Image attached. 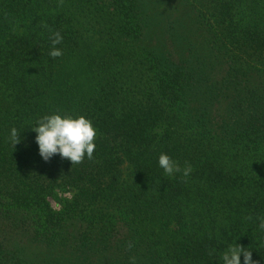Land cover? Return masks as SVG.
<instances>
[{
	"label": "trees",
	"instance_id": "16d2710c",
	"mask_svg": "<svg viewBox=\"0 0 264 264\" xmlns=\"http://www.w3.org/2000/svg\"><path fill=\"white\" fill-rule=\"evenodd\" d=\"M202 9L197 44L180 36L168 52L145 42L142 0H0V223L64 254L38 263L0 239V264H220L235 243L264 264V0ZM88 26L106 31L102 48ZM54 112L92 120L93 159H42L32 128ZM161 153L191 173L165 175ZM56 185L74 193L60 212Z\"/></svg>",
	"mask_w": 264,
	"mask_h": 264
},
{
	"label": "rangeland",
	"instance_id": "374dc122",
	"mask_svg": "<svg viewBox=\"0 0 264 264\" xmlns=\"http://www.w3.org/2000/svg\"><path fill=\"white\" fill-rule=\"evenodd\" d=\"M70 0H58V3L66 4ZM144 8L148 13V23L146 26V43L158 50H165L172 52L174 44L180 41V36L191 35L194 44H197L194 32L196 26L194 24L196 16H199L204 10L202 4L207 0H142ZM188 2L189 5H186ZM198 13V14H197ZM79 20L86 22L82 16ZM89 20H96L91 19ZM101 21V19H99ZM99 26V25H98ZM84 35L88 38L90 36L91 50H97L105 45L107 37L105 32L100 27L93 29L92 27L85 28ZM84 33V32H83ZM82 33V34H83ZM132 38V37H131ZM139 48L143 46V41H137ZM136 44V45H137ZM82 67L84 65L80 64ZM79 74L84 73V69L78 71ZM125 73V72H124ZM121 77V76H120ZM122 78V77H121ZM92 80V79H91ZM83 80L82 83L86 86L90 81ZM122 175L125 182L130 181L133 175L132 165L126 161L122 166ZM74 193L63 186L56 185L54 191L47 196V200L56 212H60L64 208L65 201L73 198ZM223 222L227 219L223 218ZM22 224H2L0 223V239L4 240L8 248L14 249L18 254L21 253L23 257L37 260L41 263L45 260H51L55 257L64 256L63 248L59 244H49L45 239H39L36 229H26L21 227ZM29 224H25V227ZM37 226V224H36ZM82 224H75L74 229L76 234H80ZM54 260V259H53Z\"/></svg>",
	"mask_w": 264,
	"mask_h": 264
},
{
	"label": "clouds",
	"instance_id": "9594fccd",
	"mask_svg": "<svg viewBox=\"0 0 264 264\" xmlns=\"http://www.w3.org/2000/svg\"><path fill=\"white\" fill-rule=\"evenodd\" d=\"M49 38L52 45L49 55L53 58L61 56L62 49L57 47L63 41L61 32H51ZM32 130L37 134L35 141L44 161L50 160L57 154L62 159L70 160L73 165L81 163L85 157L93 159L96 148L94 138L97 130L92 120L84 115L73 116L61 112L46 114L36 121ZM20 133L21 131L15 127L10 130V141L13 147L20 142ZM158 165L167 176L182 173L184 177H187L192 170L188 163L181 168L166 153L159 155ZM258 220V228L264 231V216L258 217ZM242 255L243 261L241 260ZM218 260L220 264H259V261L253 259L252 251L238 243L228 245L220 253ZM132 264H135V257H132Z\"/></svg>",
	"mask_w": 264,
	"mask_h": 264
}]
</instances>
